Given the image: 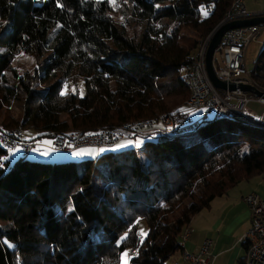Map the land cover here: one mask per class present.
<instances>
[{
	"label": "trees",
	"instance_id": "16d2710c",
	"mask_svg": "<svg viewBox=\"0 0 264 264\" xmlns=\"http://www.w3.org/2000/svg\"><path fill=\"white\" fill-rule=\"evenodd\" d=\"M114 2L127 24L139 25L136 32L112 17ZM114 2L0 0V108L16 101L22 115L15 126L0 124V131L30 128V139L50 140L140 119L158 122L163 113L177 125L194 120L184 102L172 108L166 98L188 96L180 67L231 0ZM183 27L196 35L189 45L180 43ZM19 52L43 63L18 72L13 61ZM213 65L219 66L217 53ZM249 75L264 86V43ZM38 77L46 80L42 87ZM64 84L74 88L61 95ZM191 129L188 139L184 132L146 135L140 148H108L80 162L9 161L0 144V264H122L126 249V264H169L195 213L264 172V128L209 116ZM140 218L147 225L143 243Z\"/></svg>",
	"mask_w": 264,
	"mask_h": 264
},
{
	"label": "built area",
	"instance_id": "2783aa9c",
	"mask_svg": "<svg viewBox=\"0 0 264 264\" xmlns=\"http://www.w3.org/2000/svg\"><path fill=\"white\" fill-rule=\"evenodd\" d=\"M252 15L247 12L243 0H231L221 21L247 18ZM262 28H264V23L239 26L225 31L215 51L219 66L214 68L217 77L226 81H234L236 84L239 82L252 83L262 92L261 95L252 93L248 95L238 88L220 93L219 89L212 85L204 62L208 35L200 42L196 55L180 67L181 80L188 90L184 104L192 109H201V114L197 119L177 125L171 116L163 115L158 122L140 119L125 122L116 129L106 128L95 132L70 131L54 136L48 143L29 139L25 136L23 129L19 128L14 135L0 131V144L9 152L15 146H21L25 150L42 146L62 152L82 147L111 148L121 141H130L136 136L160 133L180 134L187 129L194 128L199 120L209 116L214 118L229 116L264 128V86L258 85L251 79L244 59L246 46L255 40ZM250 101L258 102L263 106L257 116L247 107ZM242 199L249 210V225L241 237L246 251L237 264H264V198L249 191L242 195ZM191 231L192 227L188 225L178 235V242L182 248V259L188 264H213L212 242L209 238H204L192 252L183 248V243Z\"/></svg>",
	"mask_w": 264,
	"mask_h": 264
},
{
	"label": "rangeland",
	"instance_id": "374dc122",
	"mask_svg": "<svg viewBox=\"0 0 264 264\" xmlns=\"http://www.w3.org/2000/svg\"><path fill=\"white\" fill-rule=\"evenodd\" d=\"M245 3L246 4H252L254 6L253 11H264V0H245ZM119 7H120L119 3H117V2L112 3L111 10H110L112 17L117 22H124L128 28L127 30L129 31V33L133 32V31L136 32L139 28V25L138 24H127V22H125V18L122 15L121 8H119ZM180 34L182 35V37L180 38V43L185 44V45H189L190 41L193 38H196V35L188 28H184V27L181 28ZM248 49H249V47L247 48V50ZM248 52H249V56L246 57V55H245L244 58L246 59V61H245L246 68L248 70H251V68L253 66V61L257 55V51L254 54V56H253V54H251L250 49L248 50ZM42 63H43V60L41 57H34L30 54L19 52L14 57L13 66L17 69L18 72H22L25 70L33 72L35 69L39 68V65H41ZM43 73H44V71L41 70L40 75H43ZM44 80L45 79L41 80L38 77L35 80V83H36V85L42 87ZM76 87H77V90L80 94L84 93V85H83L81 79H79L76 82ZM73 88H74L73 85L64 84L61 91H71V90H73ZM185 99H183V97H181L179 95H171V96L166 98V101L170 107L174 108V107H178L182 102H185ZM247 107L256 113L255 116H257L258 113L263 108L262 105H260L258 102H255V101H250L248 103ZM181 108L184 110L186 109L188 111V115H189V117H191V119L193 118V115H195L194 111L189 110L186 106H183ZM163 115H165V116L169 115L173 118V116L170 115V113L169 114L163 113ZM21 118H22L21 108H20L18 102H16V101H9L6 104H3L2 107L0 108V124L1 125L4 124L6 127L10 126V125L15 126V124L18 123L19 120H21ZM173 122H174V119H173ZM236 127H237V124H234L233 128H236ZM20 128L23 129V127H20ZM23 131H24V134L26 137L34 136V133L32 132V130L30 128H26L25 130L23 129ZM257 131L259 132L260 129H257ZM193 134H194V129H187L182 134V137L188 139ZM142 141H143V136H136L135 138L132 139V141H121L117 145V147L120 148L121 145H122V147H125L127 145L132 144L133 146L140 148ZM13 149H17L18 151L13 152L11 150L10 152H8L7 158L9 161L15 160L16 158H18L17 156H19L20 154H22L25 157H28V159H30V160L37 159V160H44V161H65L68 159H64L61 157H62V155L68 154V155L76 156V158H77L76 161L80 162L83 159L95 157L96 155H98V153H100V152H102L108 148L82 147V148L76 149L72 152H61V151H56L53 149H46L42 146L32 148L28 151L25 150L21 146L20 147L15 146ZM36 153L37 154L42 153L41 156L42 157L44 156V158H34L35 157L34 155ZM45 153H46V155H43ZM76 153H82V155H76ZM249 191H252L255 194L259 195L260 197L264 198V172L252 175L247 180H242V181L238 182L237 184L230 187L225 194H228L231 198H235V196H239L240 193H243V192L246 193ZM245 193H243V194H245ZM217 198L218 197H216L215 200H217ZM194 215H196V214H194ZM196 219H197V217H195V220ZM195 220H193V225L195 224ZM136 226H137V230L139 232V235L141 233V230H143L144 232H147V225L143 219H141V218L138 219L136 221ZM140 238H141V235H140ZM187 250H189V249H187ZM189 251L192 252V251H194V249L189 250ZM128 255H129V250H127V249L120 253V262L122 264L127 263Z\"/></svg>",
	"mask_w": 264,
	"mask_h": 264
},
{
	"label": "crops",
	"instance_id": "0c3cea01",
	"mask_svg": "<svg viewBox=\"0 0 264 264\" xmlns=\"http://www.w3.org/2000/svg\"><path fill=\"white\" fill-rule=\"evenodd\" d=\"M243 3L247 12L250 14L254 15L264 13V11H253L254 6L252 4H246L245 0L243 1ZM263 43L264 28L260 30L255 40L248 43V45L246 46L244 57L245 55L246 57L249 56V49L251 50V54H253L254 56L256 51L259 50L260 46ZM248 47L249 49L247 50ZM191 110H193L195 113V115H193V119H197L201 114V109ZM28 138L30 139L31 136ZM38 141L48 143L50 140L41 139ZM111 148L118 147L115 146ZM41 155L42 153H36L34 155V158H44V156L42 157ZM19 156L23 155L20 154ZM61 158L73 160L77 159L76 156L68 154L62 155ZM243 193H240L239 196H235V198H231L228 194L216 196L218 197L217 200H215L216 197H214L210 201L208 206L204 207V209L202 208L201 210H199L197 212L198 214L195 213L196 215H193L190 220V225L191 227L193 226L192 231L189 234L188 238L184 241L183 248L186 250H193L201 243L204 238H209L212 242L211 252L214 256L213 264H237V262H239V259L243 258L246 251L245 244L241 240V237L246 232L249 225V210L242 199ZM195 217H197L196 220ZM193 220H195L194 225ZM181 250L182 248L174 252L167 259V263L188 264L181 257Z\"/></svg>",
	"mask_w": 264,
	"mask_h": 264
},
{
	"label": "water",
	"instance_id": "95a60500",
	"mask_svg": "<svg viewBox=\"0 0 264 264\" xmlns=\"http://www.w3.org/2000/svg\"><path fill=\"white\" fill-rule=\"evenodd\" d=\"M259 23H264V13L253 15L247 18L234 19L225 22L221 21L218 24H216L214 28L211 30L205 48L204 62H205V68L208 78L215 88L224 91H233L236 88H238L243 92H250L254 95L262 94V92L252 83L239 82L236 84L234 81H230V80L226 81L224 79L217 77L213 65V56L220 42L221 36L225 31L239 26L259 24Z\"/></svg>",
	"mask_w": 264,
	"mask_h": 264
},
{
	"label": "snow or ice",
	"instance_id": "6c2138e0",
	"mask_svg": "<svg viewBox=\"0 0 264 264\" xmlns=\"http://www.w3.org/2000/svg\"><path fill=\"white\" fill-rule=\"evenodd\" d=\"M110 2H114V0H110ZM157 7H159V5H157ZM205 15H207V13H205ZM60 94H61V95H65L66 93H65V91H61ZM121 147H122V145H121ZM245 150H246V149H245ZM12 151L15 152V151H18V150H17V149H12ZM45 155H46V153H45ZM76 155H82V153H76ZM4 159H6V158H4ZM4 166H5V165H4L3 161L0 160V168H3ZM70 210H71V209H70ZM140 235H141V242L143 243V237H145V236L147 235V233L144 232L143 230H141ZM126 238H127V233H125V235L122 236V237L120 238V241H123V240L126 239ZM118 242H119V241H118Z\"/></svg>",
	"mask_w": 264,
	"mask_h": 264
}]
</instances>
